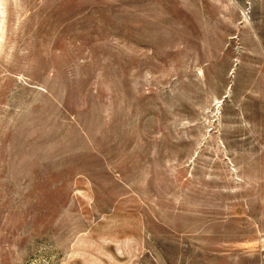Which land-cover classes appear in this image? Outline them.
<instances>
[{
	"label": "rangeland",
	"instance_id": "374dc122",
	"mask_svg": "<svg viewBox=\"0 0 264 264\" xmlns=\"http://www.w3.org/2000/svg\"><path fill=\"white\" fill-rule=\"evenodd\" d=\"M0 264H264V0H0Z\"/></svg>",
	"mask_w": 264,
	"mask_h": 264
}]
</instances>
